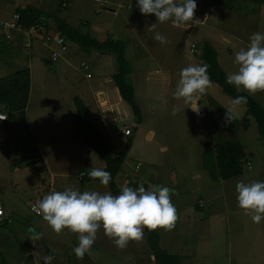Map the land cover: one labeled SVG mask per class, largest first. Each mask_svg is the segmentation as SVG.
Here are the masks:
<instances>
[{
    "label": "rangeland",
    "instance_id": "obj_1",
    "mask_svg": "<svg viewBox=\"0 0 264 264\" xmlns=\"http://www.w3.org/2000/svg\"><path fill=\"white\" fill-rule=\"evenodd\" d=\"M113 1L115 3L107 0L104 6L114 7L115 11L107 10L105 7L96 11L98 2L95 0H0V20L12 17L17 5L38 4L50 14L41 15L39 19L46 21L51 27L56 26L51 14H56L64 16L73 25L81 26L83 30H89L90 33L93 31L91 34L100 39H105L106 36L122 38L125 42V55L135 70L152 65L153 68L164 66L163 69H158L160 74L157 79L160 80L159 76L169 75L170 81L162 85L156 79L158 88L146 90L144 80L146 74L130 77L135 83V99L141 105L143 122L136 126V116L124 100L122 105L125 116L117 118V126L119 128L123 124L132 126V135H137L141 139L133 151L134 161L140 160L141 163L130 171L131 179L141 176L159 186H167L175 191V195H172L173 204L179 206L178 202H181L182 206L188 205L202 194L198 192L199 187L208 190L207 182H212L205 179L200 186L199 183H195L197 180L189 175L201 167L199 158L203 141L219 137L217 130L211 129L206 111L221 108L225 110L226 115L234 98L224 92L218 83L213 82L211 96L202 97L198 106L200 113L197 115L182 99L173 98L179 80L178 74L190 62L189 58L194 62L199 61L197 59L199 44L205 39L201 38L204 33L219 36L217 43L219 62L227 73L237 71L238 66L233 63L235 53L241 48L248 47L253 33L264 32V4L252 0H224L220 4L214 0H195L197 20L181 27H174L171 21L159 23L154 14L142 15L137 7L138 0ZM205 9L210 12V18L203 24L199 20ZM155 23V31L166 37L167 44L154 41L152 37L155 33L147 31V28ZM12 33L13 38L8 40L0 31V75L28 66L32 84L28 101L30 97L32 101L40 95L47 96L53 109L56 107L59 112L67 114L70 109V111L74 109L71 96L77 94L83 97L89 109H96L97 89L113 84L108 81L111 80V77L108 79L109 74L103 73L114 69L117 64L112 53L82 49L77 43L70 41L66 52L51 64H45L42 58L48 53L46 46L31 38L32 45L27 48L18 32ZM223 36L228 38V41L223 39ZM192 43L195 47H191ZM148 51L151 52L150 58ZM147 76L151 81L150 75ZM152 91H164V95L162 98L161 95H156L158 99L153 100L150 98L152 96L147 95ZM250 95L254 97L253 94ZM174 106L177 109L176 115L172 114ZM0 112L5 113L2 106ZM230 115L232 122L228 123V126L234 134H226V137L236 139L237 132H240L241 138L244 137V148L247 152H252L248 153L252 168L245 163L244 174H256L260 180L262 179L260 175L264 177V143L254 118L250 114H245L243 104ZM245 118L249 123L243 121ZM198 121L205 124L197 126ZM70 122L73 129V122ZM104 131L107 141H112L109 129ZM30 136L31 133L26 132L20 120L9 116L4 120L0 119V199L4 202L3 207L9 218L0 223V264L3 257L10 264H36L33 253L39 255L45 245L57 252L56 255L59 256L57 264H76L72 249L78 246V235L67 230L62 234H56L41 215H36L30 209L31 200L37 197L39 201L50 192L63 191L69 187L83 192L86 185H81L78 177L80 167L86 165L89 172L91 168H100L103 161L80 138L73 135V139L68 140H71V148L68 151L53 152L47 149L45 151L47 165L42 162L27 166L24 160L37 156ZM119 143L121 141L117 143L113 140L110 143L111 149L115 151L120 147ZM162 144L166 145L167 151L162 152L159 149ZM150 153L157 154V157L148 162L144 156ZM17 166L19 168L13 169ZM255 179L256 176L252 181H257ZM49 182H52L53 189L48 190ZM99 183L100 181L96 184V191L102 194L110 193L108 186H99ZM228 183L232 184L231 181ZM214 184L215 187L218 184L219 188L218 182ZM202 198L205 206L199 207L197 211L194 208L177 210L179 220L173 230L159 229L163 247L170 252L184 254L187 259L181 264H264V220L259 224L253 223L250 216L241 208L240 210L233 208L221 216L211 215L210 218L213 217V220L207 219L205 212L209 209L208 196L202 195ZM220 204H222L220 198L214 199L211 210H218ZM29 228H34L38 233L43 232V238L33 244L28 239L31 235ZM104 236L100 237L103 239ZM130 243L136 244V249L139 248V242ZM104 244L106 245L100 246L101 248L99 246L91 248L90 252L104 249V252L100 251L96 255L98 262L92 263L83 259L82 264L147 263L146 259L140 257V252L136 251V256L133 255L134 251L130 252L133 250V244H128L125 248L129 249L128 253L120 251L121 249L107 236L104 238ZM140 246L148 249L145 233ZM65 253L67 255L69 253L68 261L63 257Z\"/></svg>",
    "mask_w": 264,
    "mask_h": 264
},
{
    "label": "clouds",
    "instance_id": "obj_2",
    "mask_svg": "<svg viewBox=\"0 0 264 264\" xmlns=\"http://www.w3.org/2000/svg\"><path fill=\"white\" fill-rule=\"evenodd\" d=\"M137 7L142 15L154 14L159 23L171 21L174 27L197 20L195 0H138ZM155 29L156 23L147 28L148 32L155 33L152 39L160 44H167L166 37ZM233 63L238 69L226 74L227 84L234 85L238 92L244 90L253 95L264 91V32L253 33L248 47L235 53ZM208 69L209 65L206 63L184 67L178 74L179 80L173 92L174 99H182L197 115L200 113L197 102L213 87ZM246 103L247 98L243 95L234 98L231 107L227 109L226 123H231L230 114ZM176 113L174 106L172 114ZM161 151H167L166 146ZM88 176L99 180L103 186H107L112 178L111 173L102 168H91ZM236 192L238 206L250 216L253 223L259 224L264 220V182H238ZM172 195H175V191L167 186L150 185L146 190L142 183L133 189L125 182L118 195L98 191L81 192L69 187L46 194L33 205L32 210L41 215L56 234L67 230L78 235V246L72 252L82 261L86 254H90L101 228L104 235L113 240L121 250L127 248L130 242L142 241L145 228L150 231L173 230L179 214L172 202ZM28 231L31 233L28 239L33 244L44 236L43 232L38 233L34 228H29ZM33 255L36 264L41 261L43 264H52L55 259L54 255Z\"/></svg>",
    "mask_w": 264,
    "mask_h": 264
},
{
    "label": "trees",
    "instance_id": "obj_3",
    "mask_svg": "<svg viewBox=\"0 0 264 264\" xmlns=\"http://www.w3.org/2000/svg\"><path fill=\"white\" fill-rule=\"evenodd\" d=\"M214 1L219 3L224 2V0ZM252 1L264 4V0ZM14 10L19 12V22L23 27H28L38 20L43 21L39 19L41 15H50L37 5L31 3L18 5ZM51 17L55 22V28L65 35L68 40L77 43L83 49H97L113 54L117 65L116 70L111 74L112 81L117 86L122 99L130 105L137 121L140 122L142 117L141 110L134 98L133 86L127 79V75L131 72L132 66L125 56L124 40L122 38L112 37L101 40L91 35L89 31L82 30L80 26L69 23L59 15L51 14ZM199 47V64L206 63L209 65L208 74L211 80L218 83L222 90L231 97L236 98L237 96L243 95L247 98V103L243 104L245 106V114L253 116L260 138L264 143V107L248 92L244 90L238 92L234 85L226 83L227 72L221 67L217 58V50L213 44L206 39H202ZM42 59L47 64L52 62L47 57H43ZM29 90L30 70L28 66L15 69L0 76V106L4 109L6 116L20 120L28 134L30 133L25 121V109L28 104ZM72 100L75 107L72 112L75 135L103 160V169L109 171L112 176L108 184L110 193L118 195L121 186L116 182L115 176L121 169L122 163L130 148L131 139L128 138L126 140L120 151L113 153L105 137L103 127L92 120L83 99L79 95L74 94ZM243 121L245 123L248 122L247 118ZM30 139L33 138L30 136ZM32 144L33 150H36L33 141ZM40 160V155H37L34 158L25 159L24 162L27 165H31ZM247 161V152L236 139H221L215 142L206 141L201 157L202 167L207 170L208 175L213 179L219 177L228 178L240 174ZM141 183L147 190V185L137 177L130 179L127 185L136 189ZM144 233L148 249L154 256L155 264H181V254L170 252L161 246L159 229L150 231L145 228ZM2 264H9L5 257H3Z\"/></svg>",
    "mask_w": 264,
    "mask_h": 264
},
{
    "label": "crops",
    "instance_id": "obj_4",
    "mask_svg": "<svg viewBox=\"0 0 264 264\" xmlns=\"http://www.w3.org/2000/svg\"><path fill=\"white\" fill-rule=\"evenodd\" d=\"M111 1H112V3H115V1H113V0H111ZM106 2H107V0H106ZM37 6L40 9H42L38 4H37ZM106 8H107V10H111V11L116 10L114 7H105V9ZM229 8H231V7H229ZM205 11H206V15L204 16ZM249 13H251V12H249ZM60 17L65 19L64 16L63 17L60 16ZM208 18H210V12L207 9H205L203 11L202 18L199 21L204 24L208 21ZM88 25H89V23H88ZM75 26H79V25H75ZM81 29H82V27H81ZM84 31H89V30H84ZM89 33H90V31H89ZM91 33H93V31ZM91 35H93V34H91ZM93 36H95V35H93ZM95 37H97V36H95ZM108 37H112V36H106V38H108ZM112 38H119V37H112ZM201 38H205L206 40H208L211 44H213V46L217 50V43H218L219 36L214 37L213 35H210L208 33H204L201 36ZM222 38L225 39L226 41H228V38H226L225 36H223ZM101 40H103V39H101ZM148 56H149V58L151 57V52H149V51H148ZM217 58H218V51H217ZM197 59L199 60V57ZM189 60H190V62L187 63L186 66H189L192 64H199V61L194 62L190 58H189ZM45 64H47V63H45ZM49 64H51V63H49ZM116 65L117 64H115L114 69H109L105 72L103 71V73L109 74L108 79H110L111 74L116 70ZM220 65H221V63H220ZM131 66H132V69H131V72L127 75V79L129 80V82L133 86L134 98H135V83H133L130 80L131 76L133 77L137 74H139V75L146 74V77L144 76V80L146 82V88H147L146 90H150V88H155L158 86L157 81H156L158 75L160 74V70H158V69H163L164 66L163 67L156 66L155 68H153L154 66L152 65V66L147 67L145 69L140 67L138 70H135V67L132 64H131ZM221 67H222V65H221ZM222 68L224 69V67H222ZM152 70H154L155 73H152L153 72ZM155 74H156V76H155ZM147 75H150L151 81L148 79ZM0 76H2V75H0ZM159 78H160V80L157 79L158 83L159 84L161 83L162 85H165L166 83H168L170 81L169 75L163 76V77L159 76ZM108 81H111V83H113L112 77H111V80H108ZM31 87H32V84H31V79H30V88ZM211 92L212 91L209 90L208 93L206 95H204L203 97L209 98L211 96ZM100 94L102 97H100ZM147 95L152 96L150 98L155 100V99H158V98H156V95H161V98H162V96L164 95V91H159V92L158 91L157 92L152 91V92H148ZM72 97H73V95L71 96V99H72ZM80 97L83 99L82 96H80ZM254 98H256L261 103V105L264 107V91H258L257 93H255ZM30 99H31V97H30ZM30 99H29L27 107L25 109V121H26L27 127L30 130L31 136L33 138L31 140L33 141L34 145L36 146V150L34 152L36 155H40L41 160L34 163V164L27 165V166L37 165V164H40L42 162L44 163V165H47V161H46L47 157L45 155V151L47 149L50 151H53V152H59V151H68L71 148V140L74 137L73 135H75V131H74V127H73V129H72V127H70L71 126L70 121L73 122V120H70V119H72V112L74 111L75 107H74L73 111H70L71 110L70 109L66 114V112H59L58 108H56V107L53 109V105L48 100L47 96L40 95V96H38V98L36 100L32 99V101ZM201 100H202V97L197 102V106H199L201 104V103H199V102H201ZM83 101H84L86 107H88L86 101L84 99H83ZM72 102H73V100H72ZM136 102L139 104V102L137 100H136ZM95 103H96V109L92 108V110H91V109H89V107L87 108L90 116L93 118V120L95 122L99 123L103 127V129H105V130L109 129V131L111 133L110 137L112 138V141L115 140V142H117V143H118V141H121V143H119L120 147L117 148L115 151H113L110 147L111 151L113 153H117L118 151H120L123 148L126 140L128 138L131 139V145H130V148H129V150L126 154V157L122 163L121 169L118 171V173L115 176V180L118 183V185L122 186L125 184V182L128 183V181L131 179L130 171L133 170L134 168H137L138 165L141 163L140 160L134 161L135 159L133 156V151H135V147L137 145H139L141 139L137 135H132V131H133L132 126H130L128 124H123V126L121 128H119L117 126V120H118L117 118L120 119V118L125 116L124 115V108L122 105V103H124V99H122V97L119 93V90L114 83L110 84V85L108 84V85H106V87H99L97 89ZM139 107L141 110L140 104H139ZM206 112H207V120H208V123H210L211 129L217 130L219 137H218V139L216 137L214 139L204 140L202 151H203V148H204L206 141L215 142L217 140H221V138L227 139L228 137H226V134H229V133L234 134V132L232 130H230L228 123H226V115H225L224 109H221V108H215L214 109L213 108L210 110L207 109ZM136 122L138 123V124L136 123V126L138 127V125H140L143 122V116L141 117L140 122H138L137 120H136ZM248 123H249V120H248ZM204 124L205 123H203L202 121L197 122V126H201ZM243 124L245 125V123H243ZM66 126H68V127L65 129ZM127 126H129L131 128V132L129 134H124L122 132H116V130L122 129V128L127 127ZM242 130H243V128H242ZM104 134H105V131H104ZM149 134L151 135L152 132L150 131ZM236 136H237L236 140H238L244 148V146H245L244 137L243 138L240 137V132H237ZM69 139H71V140L68 141ZM112 141H110V140L107 141L109 146H110V143ZM258 141H259V138H258ZM41 142H43V143H41ZM164 146H166V145H163V144L160 145L159 149L161 150V148ZM244 150L247 152V150L245 148H244ZM202 151H201L200 158H199V165H201ZM89 153L90 152L88 151V155H89ZM248 153H252V152L251 151L247 152V157H250V155ZM55 156H57V155H55ZM156 157H157V154H155V153L145 154V156H144V158H146L148 162L151 160H155ZM247 162H249L248 167L252 168V164H251L249 159ZM24 167H26V166H24ZM103 167H104V162L100 163V168L103 169ZM17 168H19V167L18 166L13 167V169H17ZM81 168L84 171V174L82 176H79V174H78V177L81 181V185H83V186L86 185L85 186L86 190H84V191H96L97 190L96 184L99 182V180H93L88 176V168L86 167V165L80 167V169ZM189 175L192 178H195L197 180L195 183L196 184L199 183L200 186L203 185L202 182L205 179H209L210 181H212V182H207V183H209L208 184L209 189L208 190H206V189L202 190L199 187L200 190H198V192L202 193V194H200V196L198 198H196V201L193 203L191 202L188 205L182 206V205H180L181 202H178L179 206H176L177 204L176 205L174 204V205L176 206L177 210H186V208L187 209L189 208L188 210H193V208H194V210L197 211L199 207L201 208V207L205 206V203H203L204 199L202 198V195H206V197L208 196V204L207 205L209 206V209H207V212H205V216H207V219H210V220L214 219L213 217L210 218L211 215L214 216V215L220 214V216H221V215H224V212L231 211V209H233V208H239V210H240V207L238 206V200H237L238 193L236 192V184L238 182L243 181L245 183H250V182H252V179L254 176H256L255 180L264 182V177L262 175H260L262 179L259 180V179H257L256 174H248V175L244 174V169L240 174L234 175L232 177H228V178L219 177L217 179H213L208 175L207 170L204 169L202 167V165L200 168L196 169L194 172L189 173ZM137 178H139L141 182H144L147 185V188H149L150 185H157L156 183H152V182L148 181L147 179H143L141 176L137 177ZM41 180H43V178H41ZM229 181H231L232 184H229L228 183ZM43 182H45V181H43ZM84 182H86V184ZM215 182L219 183V188H217L218 184L215 187V184H214ZM99 186H101L100 183H99ZM51 188L53 189V185H52V182H49L48 190H50ZM216 188H217V190H215ZM48 190H47V193H48ZM38 193H39V190H38ZM38 196L40 197L41 194L39 193ZM217 198H220V202H222V204H220L218 210H211V208L213 207L212 206L213 200L214 199L216 200ZM0 200L4 204L3 200L2 199H0ZM31 202L37 203V197L32 199ZM4 211H5V208H4ZM35 214L37 215V213H35ZM101 235H104L102 228L97 233V240L94 243L92 248H97L98 246L103 247L104 245L108 244V243L104 244L105 236L102 239L100 237ZM134 243H137V242H134ZM129 244H133V243H129ZM160 244L163 247V245L161 243V234H160ZM133 245H134L133 250L130 251L132 253L134 251L133 255L136 256V251L140 252L139 253L140 257L147 260L146 264H155L154 256L150 253L149 249H147L144 246L143 247L140 246V242H139V248L138 249L135 248L136 244H133ZM146 250H147V252H146ZM42 251H43V253H42ZM100 251L104 252V249L94 250V251L90 252V254H86V256L84 257V260H86L88 262H92V263L98 262L96 255H98V253H100ZM120 251H126L128 253L129 249H123ZM56 254H57V252L51 250L47 245L43 246L41 252H39L40 257L46 256V255H54L55 259L52 261V264L58 263L57 258H59V256ZM181 255H182L181 263H183L184 259H187V257L183 256L184 254H181ZM63 257L66 258V260H67L69 258V253H68V255L65 253L63 255ZM73 260L76 262V264H79V263L82 264V261L78 260L76 257H73ZM42 264H43V261H42Z\"/></svg>",
    "mask_w": 264,
    "mask_h": 264
},
{
    "label": "built area",
    "instance_id": "obj_5",
    "mask_svg": "<svg viewBox=\"0 0 264 264\" xmlns=\"http://www.w3.org/2000/svg\"><path fill=\"white\" fill-rule=\"evenodd\" d=\"M95 1L98 2L96 11H99L101 7H105L104 4L106 3V0ZM62 4L65 5V2L62 1ZM19 19V12L14 11L12 13V17H10L8 20H0V31L8 40H11L13 38V31L18 32L24 45L28 48L31 47V38H33L35 41L40 42L47 47L48 53L45 56L52 62L56 61L64 52L67 51L70 40H68L66 36L60 33V31L55 27H51L45 21L40 20L36 21L28 27H23L22 25H20ZM191 45V47H195L194 43H192ZM89 75L90 73H87V76ZM0 118H6V114L0 112ZM116 132L129 134L131 132V128L127 126L122 129L116 130ZM247 164L249 165V162H247ZM83 174L84 171L80 169L79 175L82 176ZM35 204L36 202H31V210L33 205ZM7 220H9V218L5 213L3 203L0 200V223H3Z\"/></svg>",
    "mask_w": 264,
    "mask_h": 264
}]
</instances>
